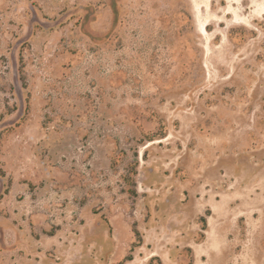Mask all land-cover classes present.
I'll return each mask as SVG.
<instances>
[{"label": "rangeland", "instance_id": "374dc122", "mask_svg": "<svg viewBox=\"0 0 264 264\" xmlns=\"http://www.w3.org/2000/svg\"><path fill=\"white\" fill-rule=\"evenodd\" d=\"M0 264H264V0H0Z\"/></svg>", "mask_w": 264, "mask_h": 264}, {"label": "bare ground", "instance_id": "6f19581e", "mask_svg": "<svg viewBox=\"0 0 264 264\" xmlns=\"http://www.w3.org/2000/svg\"><path fill=\"white\" fill-rule=\"evenodd\" d=\"M201 32H202V33H205V32H206V30H205L204 27L201 28Z\"/></svg>", "mask_w": 264, "mask_h": 264}, {"label": "trees", "instance_id": "16d2710c", "mask_svg": "<svg viewBox=\"0 0 264 264\" xmlns=\"http://www.w3.org/2000/svg\"><path fill=\"white\" fill-rule=\"evenodd\" d=\"M205 223V219L202 220Z\"/></svg>", "mask_w": 264, "mask_h": 264}]
</instances>
